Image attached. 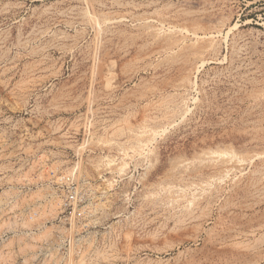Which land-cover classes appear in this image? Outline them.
I'll return each mask as SVG.
<instances>
[{"label": "rangeland", "instance_id": "obj_1", "mask_svg": "<svg viewBox=\"0 0 264 264\" xmlns=\"http://www.w3.org/2000/svg\"><path fill=\"white\" fill-rule=\"evenodd\" d=\"M201 221L264 264V0H0V264H176Z\"/></svg>", "mask_w": 264, "mask_h": 264}, {"label": "bare ground", "instance_id": "obj_2", "mask_svg": "<svg viewBox=\"0 0 264 264\" xmlns=\"http://www.w3.org/2000/svg\"><path fill=\"white\" fill-rule=\"evenodd\" d=\"M117 5V4H116ZM99 15H100V13H99ZM103 15V14H102ZM62 17V16H61ZM97 17V16H96ZM107 17H109V16H107ZM106 18V17H105ZM105 18H103L104 20L103 21H106L108 18H106V20H105ZM115 18V17H114ZM122 18V17H121ZM133 18V17H132ZM145 18V17H144ZM155 18V17H154ZM100 19V18H99ZM120 19V18H119ZM123 19V18H122ZM150 19V18H149ZM131 20V19H130ZM168 20H170V19H168ZM100 21V20H99ZM154 21V20H153ZM172 21V20H171ZM111 23V22H110ZM162 24H163V22H162ZM191 24V23H190ZM152 25V24H151ZM175 25V24H174ZM174 25H172V26H174ZM171 27V26H170ZM176 27V26H175ZM184 29H187V28H184ZM180 30V29H179ZM183 30V29H182ZM188 30H190V29H188ZM98 31H100V30H98ZM105 31V30H104ZM192 31V33H193V31H194V29L193 30H191ZM190 31V32H191ZM101 32V31H100ZM107 31H105V34H104V36L107 34L106 33ZM103 33V32H102ZM171 33V32H170ZM197 33V32H196ZM111 34V33H110ZM155 34H156V32H155ZM159 33H157V35H158ZM156 35V36H157ZM172 35V34H171ZM195 35V34H194ZM152 35H150V37H151ZM174 36V35H173ZM108 37V36H107ZM153 37H154V35H153ZM160 37V36H159ZM158 37V38H159ZM162 38V37H161ZM166 38V37H165ZM164 38V39H165ZM168 38V37H167ZM174 38H175V36H174ZM212 38V37H211ZM210 38V39H211ZM208 40H209V36H208V38H207ZM156 40V39H155ZM199 40H201L200 38H199ZM208 40H206L205 42H210V41H208ZM212 40H213V38H212ZM214 41V40H213ZM171 42V41H170ZM180 42V41H179ZM201 42V41H200ZM166 43V42H165ZM172 44V43H171ZM197 44V43H196ZM133 45V44H132ZM177 45V44H176ZM211 45V44H210ZM195 46V45H194ZM166 47V46H165ZM207 48L208 47H210V46H206ZM205 47V48H206ZM213 47V46H212ZM217 47V46H216ZM174 48V47H173ZM167 49V48H166ZM214 49V48H213ZM171 50V49H170ZM181 50H184V49H181ZM208 50V49H207ZM217 50V49H216ZM163 51V50H162ZM200 51V50H199ZM203 51V50H202ZM206 51V50H205ZM213 51V50H212ZM164 52V51H163ZM193 52V51H192ZM158 53V52H157ZM103 55V54H102ZM180 56V55H179ZM148 57V56H147ZM186 57V56H185ZM179 58V57H178ZM189 58V57H188ZM184 59V58H183ZM203 59V58H202ZM190 64V63H189ZM160 65V64H159ZM179 69V68H178ZM182 69V68H181ZM189 69V68H188ZM189 71V70H188ZM187 72V71H186ZM184 81H185V79H183ZM163 103V102H162ZM153 112V111H152ZM160 114V113H159ZM166 116V115H165ZM180 117V116H179ZM168 118V117H167ZM170 120V119H169ZM160 124V123H159ZM158 124V125H159ZM170 125V124H169ZM155 127V126H154ZM149 133V132H148ZM128 134V133H127ZM128 136V135H127ZM135 140V139H134ZM146 141V140H145ZM133 142H135V141H133ZM137 143V142H136ZM144 143V142H143ZM146 143V142H145ZM140 145V144H139ZM136 146V145H135ZM145 146V145H144ZM221 151V150H220ZM230 151V150H229ZM214 152V151H213ZM202 154V153H201ZM219 154H221V153H218V155ZM230 156V155H229ZM199 157V156H198ZM193 158V157H192ZM195 158V157H194ZM218 158H223V157H218ZM226 158V157H225ZM237 158V157H236ZM176 159V158H175ZM182 159V158H181ZM191 159V158H190ZM177 160V159H176ZM188 160V159H187ZM227 160V163H229L228 162V159H226ZM243 160V159H242ZM184 161H186L185 159H184ZM184 161H177L173 166V168L171 169V171H169L170 173L168 174V179H169V181H172V182H177V184L179 183V182H182L183 183V180L187 177V176H191L190 178H192L193 176L195 177L196 176V174H198L199 172H200V170H201V168L203 169V168H209V169H211L212 168V170H213V168H214V166H216V164H214L215 162H216V157H214L211 153H206V154H204V155H202V156H200L199 158H195L191 163H185ZM191 161V160H190ZM189 161V162H190ZM230 161V160H229ZM218 162H219V160H218ZM217 162V163H218ZM173 163V162H172ZM171 163V164H172ZM235 163V165H236V163H238L237 161L236 162H234ZM221 164V163H220ZM230 164H231V161H230ZM244 164V163H243ZM207 165H209L208 167H206ZM234 165V166H235ZM230 167V166H229ZM216 168V167H215ZM222 168V167H221ZM235 168H237L236 166H235ZM170 169V168H169ZM219 169H220V167H219ZM234 169V168H233ZM238 169H239V167H238ZM214 171V170H213ZM222 171V170H221ZM204 172H207V171H204ZM209 172H211V171H209ZM224 172V171H223ZM227 172V171H226ZM217 173V172H216ZM209 174V173H208ZM213 175H215V174H213ZM219 175V174H218ZM224 175V174H223ZM200 176V175H199ZM193 177V178H194ZM212 177V176H211ZM164 179V178H163ZM166 179V178H165ZM192 180V179H191ZM186 184H187V182H186V180L184 181ZM254 182V181H253ZM167 183V182H166ZM184 183V184H185ZM209 183V182H208ZM169 184V183H168ZM170 184H172L171 182H170ZM176 184V183H175ZM185 184V185H186ZM192 184V183H191ZM177 187H178V185H176ZM187 186H189L188 184H187ZM164 187H165V185H164ZM175 187V186H174ZM173 187V188H174ZM168 188V187H167ZM170 189H172L171 187H169ZM168 188V189H169ZM186 188V187H185ZM200 188V187H199ZM175 189H176V187H175ZM256 189V188H255ZM254 189V190H255ZM163 190V189H162ZM164 190H166V188L164 189ZM170 191H172V190H170ZM220 191V190H219ZM252 192H253V190H252ZM205 193V192H204ZM255 193V192H254ZM187 195V194H186ZM255 195V194H254ZM197 198V197H196ZM205 198V197H204ZM255 198V197H254ZM206 199V198H205ZM193 200V199H192ZM202 201V200H201ZM203 202V201H202ZM202 202H197L198 203V205H200V204H202ZM193 206H195V205H193ZM197 206V205H196ZM198 207V206H197ZM199 208V207H198ZM204 208V207H203ZM206 208V207H205ZM194 218L195 217H190L188 220H186L184 223H186V224H192V222L194 221ZM183 223V224H184ZM204 223H206V221H201V223L198 225V227H195V231H196V233H194L193 235H190V237H189V243H191L192 245H200V247H196L195 249H192L190 246L189 247H187V248H185L184 250H180V252H179V254L177 255V263L176 264H211L213 261H215V259L216 260H218L217 258H216V256H217V254H216V252H215V250H217L218 248L219 249H222V248H226L225 246L227 245L226 243H227V241H228V236L229 235H226L227 237H222V236H214V235H212V232H213V230L212 229H205L204 228ZM238 228V227H237ZM242 234V233H241ZM233 237H236V236H233ZM233 237H232V239H233ZM230 238V237H229ZM237 238V237H236ZM232 239H230V240H232ZM229 242V241H228ZM183 244V243H182ZM180 245V244H179ZM230 246V245H229ZM218 249V250H219ZM217 250V251H218ZM229 250V249H228ZM227 250V251H228ZM220 252H222V251H220ZM214 253L216 254V255H214ZM224 253L225 252H223V253H219L218 254V257H222V255H224ZM221 254V255H220ZM226 254V253H225ZM263 260V259H262ZM212 261V262H211ZM249 264H260V260L258 259V260H256V261H254V262H251V263H249Z\"/></svg>", "mask_w": 264, "mask_h": 264}]
</instances>
